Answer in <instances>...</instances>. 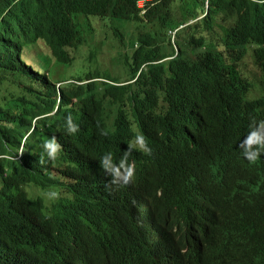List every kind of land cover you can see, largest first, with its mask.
<instances>
[{
	"label": "trees",
	"instance_id": "16d2710c",
	"mask_svg": "<svg viewBox=\"0 0 264 264\" xmlns=\"http://www.w3.org/2000/svg\"><path fill=\"white\" fill-rule=\"evenodd\" d=\"M140 13L136 0H0V264L52 262L71 240L88 264H264V163L242 147L248 132L264 137V0H160ZM108 42L129 47L119 72L92 62ZM33 49L40 64L24 57ZM250 50L254 80L240 69ZM137 130L152 148L128 155L137 185L153 174L169 199L215 205L204 253L148 250L117 228L99 159L118 161ZM33 183L66 195L45 204ZM218 236L229 242L214 251Z\"/></svg>",
	"mask_w": 264,
	"mask_h": 264
},
{
	"label": "clouds",
	"instance_id": "9594fccd",
	"mask_svg": "<svg viewBox=\"0 0 264 264\" xmlns=\"http://www.w3.org/2000/svg\"><path fill=\"white\" fill-rule=\"evenodd\" d=\"M136 5L140 9L137 0ZM189 24H192V20L170 30L171 38ZM65 122L66 131L69 134L78 131L79 126L73 121L70 113L65 117ZM60 147L54 136L45 139L42 145L49 158H55ZM242 147L251 154L252 158L264 163V137L252 136L248 132ZM133 149L145 155L152 153V148L146 137L139 130L129 140L123 150V156L118 161L113 160L111 152L104 153L99 159V166L110 177L109 183L105 178L101 179L100 188L111 199V209L118 212L119 223H117V228L134 233L142 239L148 250L158 245L167 252L204 253L206 242L211 234V227L215 220L218 221L215 205L206 201L190 205L185 199H169L165 189L160 184L161 180L153 174L148 181L142 182L145 184V189L141 185H137V171H133L132 165L128 162V155ZM125 168L127 173L121 178V170ZM54 175H58V173ZM139 175L140 181H142L143 173L140 172ZM70 181L67 179L65 182ZM117 188L119 190H116ZM27 190H29L32 199H42L45 204L51 206L52 202L55 204L56 200L66 195L65 188L57 191L53 186L46 183L44 185L33 183ZM55 193L59 196H55ZM104 232L101 231L100 236L104 237ZM228 242L226 236L216 237L214 251ZM174 244L178 245V250L173 249ZM82 251L77 243L71 240L52 262L46 260L32 262V264H88L84 257H80ZM85 257L87 258L86 254Z\"/></svg>",
	"mask_w": 264,
	"mask_h": 264
},
{
	"label": "rangeland",
	"instance_id": "374dc122",
	"mask_svg": "<svg viewBox=\"0 0 264 264\" xmlns=\"http://www.w3.org/2000/svg\"><path fill=\"white\" fill-rule=\"evenodd\" d=\"M183 27V26H182ZM112 43L108 42V45L105 47H102L99 51H97L96 56L92 59V62L98 65H101L102 67L105 66L107 69L110 70H116L115 72H119L123 66V63L125 62L126 58L125 55H128L127 53L130 52L128 46H123L120 51L117 49H112ZM47 54L48 50L45 48ZM87 49L85 48L81 52L84 53ZM74 55L76 57L75 60V66H80V60L77 51L74 52ZM41 53L40 49H33L31 52L24 51V57L28 63H39L42 61L41 59ZM35 57V59H34ZM254 59L252 56V50L249 51L247 57H246V63L240 68L243 75L249 79H255L256 77H260V71L255 67L253 63ZM52 64H54V61H52ZM65 68L61 67L60 72L64 73ZM247 78V79H248Z\"/></svg>",
	"mask_w": 264,
	"mask_h": 264
},
{
	"label": "built area",
	"instance_id": "2783aa9c",
	"mask_svg": "<svg viewBox=\"0 0 264 264\" xmlns=\"http://www.w3.org/2000/svg\"><path fill=\"white\" fill-rule=\"evenodd\" d=\"M160 0H137L138 7L141 9V14L145 15L147 10L153 5L159 3Z\"/></svg>",
	"mask_w": 264,
	"mask_h": 264
},
{
	"label": "bare ground",
	"instance_id": "6f19581e",
	"mask_svg": "<svg viewBox=\"0 0 264 264\" xmlns=\"http://www.w3.org/2000/svg\"><path fill=\"white\" fill-rule=\"evenodd\" d=\"M259 80V79H258ZM257 81V80H256Z\"/></svg>",
	"mask_w": 264,
	"mask_h": 264
}]
</instances>
